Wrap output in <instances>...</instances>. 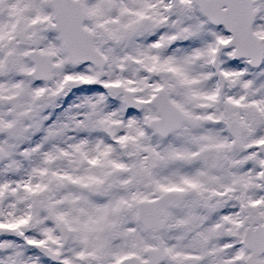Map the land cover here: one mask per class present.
Wrapping results in <instances>:
<instances>
[{"label": "snow or ice", "instance_id": "1", "mask_svg": "<svg viewBox=\"0 0 264 264\" xmlns=\"http://www.w3.org/2000/svg\"><path fill=\"white\" fill-rule=\"evenodd\" d=\"M0 264H264V0H0Z\"/></svg>", "mask_w": 264, "mask_h": 264}]
</instances>
